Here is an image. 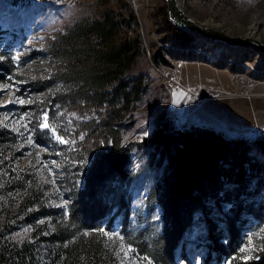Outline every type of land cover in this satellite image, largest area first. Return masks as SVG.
<instances>
[{
	"label": "rangeland",
	"instance_id": "rangeland-1",
	"mask_svg": "<svg viewBox=\"0 0 264 264\" xmlns=\"http://www.w3.org/2000/svg\"><path fill=\"white\" fill-rule=\"evenodd\" d=\"M180 3L197 21L207 24L209 20L230 35H241L235 29H247L252 22L259 21L257 27L262 36L258 38L264 42V0H180ZM162 5L165 6L164 0H0V28L6 32V38L9 33L18 35L22 30L26 41L25 45L17 46L16 58H27L77 21L98 19L104 10L120 11L130 27L120 30L119 40L126 36L133 39L139 34L143 41L139 55L123 76L130 82L140 78L142 83L137 99L121 115L122 123H132L120 129L124 142L135 144L145 140L162 111L173 119L176 127L201 126L226 137L255 139V133L243 131L264 126V53L232 50L192 36L195 52L192 60L165 53L166 63L153 64L152 52L170 44L163 42L167 32L159 9ZM130 11L135 22L129 19ZM51 63L30 59L22 74L40 77ZM18 90L19 85L0 83V130L17 137L16 143L0 145V250L6 247L23 250L28 245L33 254L26 264H145L129 251L116 227L102 233L88 231L60 245L47 239L54 231L49 219L34 224L23 222L26 214L36 209L25 208L34 191L39 202L65 212L69 199L58 180L65 185L75 166L88 164L96 150L106 146L97 125L105 109L79 104L52 114L38 107L21 112L22 106H33L34 98L29 92L24 98L17 94ZM196 93L201 95L199 102L192 100ZM38 97L44 100L45 95ZM45 122L49 127L41 128ZM84 122L87 131L83 129ZM37 134L48 138L50 143L40 144ZM262 136L264 133L258 138ZM148 162L146 153L135 146L132 168L136 181L130 191L133 207L140 210H145L143 198L154 177ZM158 218L157 209L153 220ZM242 235V260L261 261L264 224ZM175 256L179 264H230L211 248L205 234L198 237L192 234L185 239L178 245Z\"/></svg>",
	"mask_w": 264,
	"mask_h": 264
},
{
	"label": "trees",
	"instance_id": "trees-1",
	"mask_svg": "<svg viewBox=\"0 0 264 264\" xmlns=\"http://www.w3.org/2000/svg\"><path fill=\"white\" fill-rule=\"evenodd\" d=\"M159 9L167 32L163 42L170 44L156 48L151 62L166 63L165 53L192 60L193 37L168 22L164 5ZM129 19L135 22L132 11ZM124 27L130 23L120 11L104 10L98 19L77 21L59 31L43 49L19 59L16 48L26 41L22 30L18 35L8 32L6 38L0 28V83L19 85L18 95L26 98L29 92L34 98L33 106H22L21 112L38 107L52 114L79 104L105 109L97 125L106 146L96 150L88 164L75 166L66 186L58 180L69 199L65 212L39 202L34 191L25 208L36 209L23 222L49 219L54 231L47 239L60 245L88 231L102 233L116 227L145 264H179L176 249L192 234H205L211 248L230 264H264V258L243 261L240 251L243 232L264 224V136L246 140L207 127H176L162 111L145 140L124 142L120 129L132 123H122L121 115L137 99L142 83L140 78L130 82L123 76L143 47L139 34L119 40ZM30 59L52 63L46 74L31 77L22 74ZM42 95L44 100L38 97ZM36 137L40 144L50 143L42 135ZM16 141L11 132L0 130V145ZM135 146L149 157L147 164L154 175L143 198L145 210L133 207L130 191L136 181L132 168ZM157 209L159 218L153 220ZM31 254L28 245L23 250L6 247L0 250V264H26Z\"/></svg>",
	"mask_w": 264,
	"mask_h": 264
},
{
	"label": "water",
	"instance_id": "water-1",
	"mask_svg": "<svg viewBox=\"0 0 264 264\" xmlns=\"http://www.w3.org/2000/svg\"><path fill=\"white\" fill-rule=\"evenodd\" d=\"M167 20L175 28L193 36L198 40H206L212 44H218L232 50L244 49L264 53V43H260L249 37H239L224 33L223 30L208 28L203 22L197 21L188 15L182 7L180 0H164Z\"/></svg>",
	"mask_w": 264,
	"mask_h": 264
},
{
	"label": "bare ground",
	"instance_id": "bare-ground-1",
	"mask_svg": "<svg viewBox=\"0 0 264 264\" xmlns=\"http://www.w3.org/2000/svg\"><path fill=\"white\" fill-rule=\"evenodd\" d=\"M208 22H207V24L205 23V22H203L204 23V25L206 26V27H208V28H216V29H218V30H220L221 31V29L220 28H217V27H215L213 24H211V22L209 21V20H207ZM258 23H259V21H257L256 23L255 22H252V24H251V26H249L247 29L246 28H239L238 27V29H235V30H237V32L238 33H241V35H235V34H233V35H235V36H239V37H249V38H252V39H254V40H257V41H259L260 43H264V42H262L261 41V39H259L258 37H261L262 36V33H260V31L258 30V27H257V25H258ZM229 31H230V29H228ZM234 30V31H235ZM224 31V30H223ZM232 31H233V29H232ZM224 33H226L225 31H224ZM245 33V34H244ZM227 34V33H226ZM230 35V34H229ZM245 35V36H244ZM206 41V40H205ZM208 42V41H207ZM210 43V42H209ZM221 47H224V46H221ZM227 48V47H226ZM228 49H230V48H228ZM250 50H252V49H250ZM254 51V50H253ZM247 134V133H246ZM263 133H255L254 134V136L256 137V138H258L259 136H261Z\"/></svg>",
	"mask_w": 264,
	"mask_h": 264
},
{
	"label": "built area",
	"instance_id": "built-area-1",
	"mask_svg": "<svg viewBox=\"0 0 264 264\" xmlns=\"http://www.w3.org/2000/svg\"><path fill=\"white\" fill-rule=\"evenodd\" d=\"M201 95L200 94H194L192 95V100H195L197 102L201 101ZM253 131V132H252ZM252 131L246 129V132L243 131L244 133H264V126H261V127H256V129H253Z\"/></svg>",
	"mask_w": 264,
	"mask_h": 264
},
{
	"label": "snow or ice",
	"instance_id": "snow-or-ice-1",
	"mask_svg": "<svg viewBox=\"0 0 264 264\" xmlns=\"http://www.w3.org/2000/svg\"><path fill=\"white\" fill-rule=\"evenodd\" d=\"M21 103H23V102L21 101ZM45 120H46V118H45ZM48 127H49V125L47 124V122H45L41 125V128H48ZM57 139L60 140L61 143L64 142L60 137H57ZM121 239H123V237H121ZM129 251H132V249L130 247H129ZM149 264H151V261H149Z\"/></svg>",
	"mask_w": 264,
	"mask_h": 264
}]
</instances>
